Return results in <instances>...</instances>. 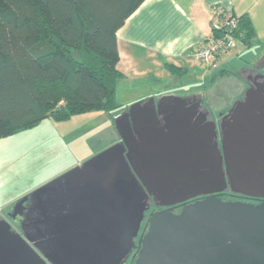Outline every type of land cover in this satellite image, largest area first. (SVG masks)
Wrapping results in <instances>:
<instances>
[{
  "label": "water",
  "instance_id": "95a60500",
  "mask_svg": "<svg viewBox=\"0 0 264 264\" xmlns=\"http://www.w3.org/2000/svg\"><path fill=\"white\" fill-rule=\"evenodd\" d=\"M241 76L218 120L201 93L116 115L117 144L0 216V264H264V201L219 196L264 199V74Z\"/></svg>",
  "mask_w": 264,
  "mask_h": 264
},
{
  "label": "trees",
  "instance_id": "16d2710c",
  "mask_svg": "<svg viewBox=\"0 0 264 264\" xmlns=\"http://www.w3.org/2000/svg\"><path fill=\"white\" fill-rule=\"evenodd\" d=\"M144 1L0 0V137L50 116L120 114L117 31ZM232 17L238 20L232 34L250 47L256 39L251 19Z\"/></svg>",
  "mask_w": 264,
  "mask_h": 264
},
{
  "label": "crops",
  "instance_id": "0c3cea01",
  "mask_svg": "<svg viewBox=\"0 0 264 264\" xmlns=\"http://www.w3.org/2000/svg\"><path fill=\"white\" fill-rule=\"evenodd\" d=\"M222 11L236 17L248 15L256 34L250 47L241 43L227 55L222 70L233 75L230 67L239 64L241 87L243 83L247 87L242 71L259 68L264 74V0H145L117 31V68L124 75L116 92L121 112L152 97L201 93L203 106L218 120L225 110L216 114L207 91L209 84L219 86L222 78L215 79L218 72L210 76L208 67L195 61L192 52L210 35ZM171 66L180 74L171 72Z\"/></svg>",
  "mask_w": 264,
  "mask_h": 264
},
{
  "label": "rangeland",
  "instance_id": "374dc122",
  "mask_svg": "<svg viewBox=\"0 0 264 264\" xmlns=\"http://www.w3.org/2000/svg\"><path fill=\"white\" fill-rule=\"evenodd\" d=\"M240 45L237 41V47ZM233 52L223 55L218 69L208 66L209 75L221 71L227 55ZM240 68L239 64L231 66L233 75L227 73L219 86L209 84L207 97L218 110L217 115L229 110L246 88L242 80V87L239 84ZM114 113H76L64 120L50 116L0 137V216L35 190L117 144L120 137Z\"/></svg>",
  "mask_w": 264,
  "mask_h": 264
},
{
  "label": "built area",
  "instance_id": "2783aa9c",
  "mask_svg": "<svg viewBox=\"0 0 264 264\" xmlns=\"http://www.w3.org/2000/svg\"><path fill=\"white\" fill-rule=\"evenodd\" d=\"M238 26V20L227 12H221L206 40L192 52L195 61L218 69L221 57L237 47V38L232 34ZM216 31H223L219 36Z\"/></svg>",
  "mask_w": 264,
  "mask_h": 264
},
{
  "label": "flooded vegetation",
  "instance_id": "af4514ba",
  "mask_svg": "<svg viewBox=\"0 0 264 264\" xmlns=\"http://www.w3.org/2000/svg\"><path fill=\"white\" fill-rule=\"evenodd\" d=\"M208 103L211 104L210 101ZM219 196L223 200H234V201L239 200V201H243V202H247V203H253V204H259V203H261V202L264 201V199H260V198H251V197H245V196H240V195H232L229 192L221 193ZM154 210H160V209L156 208V206L153 205L151 211H154ZM17 218L18 217H16V219ZM137 252H138V249H135L131 253V255L129 256V258L127 259V264H135V260H136V257L135 256H136Z\"/></svg>",
  "mask_w": 264,
  "mask_h": 264
}]
</instances>
